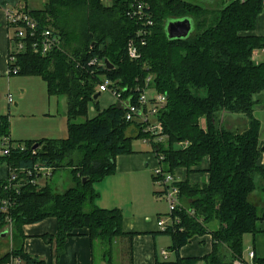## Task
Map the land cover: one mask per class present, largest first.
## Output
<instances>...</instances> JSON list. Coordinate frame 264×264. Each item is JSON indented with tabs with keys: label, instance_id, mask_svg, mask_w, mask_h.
Returning a JSON list of instances; mask_svg holds the SVG:
<instances>
[{
	"label": "trees",
	"instance_id": "16d2710c",
	"mask_svg": "<svg viewBox=\"0 0 264 264\" xmlns=\"http://www.w3.org/2000/svg\"><path fill=\"white\" fill-rule=\"evenodd\" d=\"M130 1L46 0L41 9L30 11L41 29L52 31L59 46L46 55L31 49L18 52L8 64L9 75L37 76L49 96H64L67 129L62 139L19 144L8 139L9 152L0 154L7 177L15 176L0 180V208L8 204L5 211L0 209V231L12 225L10 247L0 263L15 258L20 264H44L24 253L23 226L51 217L57 230L43 239L55 241L53 264L67 237L80 228L88 229L92 243L99 242L104 258H111L112 245L122 236H129L130 249L132 236L122 230L121 210L99 208L94 184L114 174L115 158L132 153L134 139L147 136L139 123L125 120L126 110L117 102L99 109L94 96L101 77L113 81L131 104L144 89L163 93L166 103L157 119L166 139L152 149L162 155L164 170L171 174L184 168L187 175L207 177L201 184L180 178V202L189 207L175 213L179 223L160 231L171 235L167 249L175 258L155 264H234L242 256L243 237L259 232L264 204L255 203L252 196L259 191L264 196V164L257 162L264 138L254 108L264 97V62L253 63L251 56L264 48V36L249 32L262 0H215L210 6L195 0H148L153 25L146 28L143 40L136 32L146 25L128 17ZM187 16L194 22L193 33L187 39L166 37L165 20ZM131 41L139 52L132 60L127 52ZM90 104L96 110L91 117ZM223 113L242 115L245 126L226 128ZM131 126L134 132L128 136ZM9 130L8 115H0V142ZM64 169L71 185L57 191L52 177ZM211 222L216 228L209 227ZM207 234L208 254L179 257V248L193 236ZM252 261L264 264L256 255Z\"/></svg>",
	"mask_w": 264,
	"mask_h": 264
},
{
	"label": "crops",
	"instance_id": "0c3cea01",
	"mask_svg": "<svg viewBox=\"0 0 264 264\" xmlns=\"http://www.w3.org/2000/svg\"><path fill=\"white\" fill-rule=\"evenodd\" d=\"M45 2L46 0H0V93L4 104L8 101L4 95L10 93L12 98H15L14 103H11L13 106L7 102L6 110L0 103V115H8L10 126L8 139L15 144L29 140L62 139L66 135V99L49 96L46 91V84L39 77L10 76L8 69V51L11 48L9 37L12 31L7 27L6 11L23 8L30 12L32 9H41ZM214 2L215 0L212 4ZM261 6L262 10L256 18V25L249 32V34L258 37L264 36V0H262ZM251 59L256 64L264 62V48L255 50ZM115 102L117 101L113 96L112 104ZM89 110L90 113L95 114L96 112L93 105L91 109L89 107ZM231 115H223L221 119L225 122L226 120L231 121L232 124L238 120L243 127L245 126V120L242 116L234 114L232 116L235 118H233ZM254 116L260 120V135L264 138V97L256 104ZM132 151L129 154L118 155L115 158L116 170L114 174L106 176L102 181L94 184L99 195L96 199V205L99 208H118L121 210L122 230L132 236L130 249L129 236H122L113 243L111 258H104V251L99 242L94 241L92 243L88 237V229L80 228L67 237L63 253L56 264H130V262L132 264H155V262L163 261L161 252L165 250L168 251L167 260L174 259L173 255L175 254L167 249L169 247L168 242L159 247L162 233L158 228L157 220L159 217H164L167 212L162 207L163 204L165 205V200L160 196V189L156 184V190L153 191L156 199L153 201L151 198L150 192L154 188L151 177H153V168L156 166L155 154L149 145L143 143L141 139L139 145L134 148L132 146ZM257 162L260 165L264 164V152ZM201 167L204 168L205 163ZM7 168L3 164L0 165V180L7 178ZM177 172L178 174L183 172L191 182H200L202 176L205 177L202 181L207 179L204 173L193 172L187 175L184 168H177L173 174L176 176ZM40 182L43 184L42 179ZM62 182L59 181V184L56 182V185L63 187L60 185ZM258 193L256 192L252 199L254 202L255 200L259 201L255 203L262 206L264 196ZM215 225L217 226L216 222ZM216 226L212 228L214 229ZM258 228L259 232L256 235L247 234L243 237L242 247L243 244H248L252 240V245L248 248L253 247L256 257L264 258V221L258 224ZM56 230L57 224L54 217L43 219L34 224H24V253L42 259L44 264H53L55 241L52 240L48 243L43 239V236L54 234ZM4 232L8 233V230L0 231V257L5 255L10 247V239L8 240ZM206 240L209 242V247L203 250L201 245ZM210 246L211 237L209 234L193 236L186 245L179 248V257H201L211 251ZM248 248L243 251L242 258L239 257L238 259L244 261L243 257L246 258ZM125 257L126 259L123 260ZM14 260L16 259L11 258L9 262H1L0 264H15Z\"/></svg>",
	"mask_w": 264,
	"mask_h": 264
},
{
	"label": "built area",
	"instance_id": "2783aa9c",
	"mask_svg": "<svg viewBox=\"0 0 264 264\" xmlns=\"http://www.w3.org/2000/svg\"><path fill=\"white\" fill-rule=\"evenodd\" d=\"M148 0H131L128 7V17L135 21L146 25L145 28H139L136 34L144 39L146 28L153 25L152 17L149 13ZM7 27L12 31L9 37L11 41V48L8 51V62L14 63L18 52L31 49L36 53L46 55L50 50L59 46V40L53 35L52 31L48 28L45 30L38 26L37 20L30 15L25 9L17 8L7 10ZM143 44V42H142ZM129 58L136 59L139 57L138 47L131 41L127 47ZM96 63L95 60L90 62V65ZM10 72V71H9ZM13 74H16L17 70L14 69ZM100 93L109 92L113 95L118 105L122 106L125 110V120L129 122L136 121L141 125V133L146 135L142 139L143 143L149 145L151 151L155 154L156 166L153 168V176L156 184L160 187V196L166 200L169 207L168 214L164 217L158 218V228L160 231H165L170 227L175 226L178 221V217L175 213L181 210L180 192L177 186L178 178H174L173 175L164 170L162 161L163 157L158 150L152 149L153 144L162 143L166 136L162 133V123L157 119L161 109H163L166 103V96L161 93L153 91V95H148L146 89L140 92L139 97L132 104L128 100L123 99L120 92L115 88V83L109 78L104 77L98 85ZM6 98L9 103L13 101L11 94H7ZM0 150L1 155H7L9 152V140L8 138L1 139ZM181 147H185L187 144L178 143ZM49 171H47L48 173ZM15 176H11L8 179H14ZM6 202L0 208L2 211L6 210ZM189 214H193V211L188 210ZM162 258L166 260L168 257V251L161 252ZM255 252L253 247L248 248L247 258L250 264H255L253 260ZM15 264H19V260H14ZM234 264H245V261L237 259Z\"/></svg>",
	"mask_w": 264,
	"mask_h": 264
},
{
	"label": "rangeland",
	"instance_id": "374dc122",
	"mask_svg": "<svg viewBox=\"0 0 264 264\" xmlns=\"http://www.w3.org/2000/svg\"><path fill=\"white\" fill-rule=\"evenodd\" d=\"M203 4V3H202ZM101 80L103 79V77H101L100 78ZM147 93H148V95H153V90L152 89H147ZM100 96L98 97V107H99V109H103V108H105L106 106H108L109 104H112V95H110V93L109 92H104V93H100L99 94ZM11 96H12V94H11ZM2 96H1V93H0V103H1V105H3L2 107L6 110V104H7V102L8 101H6L5 102V104L3 103V101H2V98H1ZM64 96H60L59 98H63ZM4 98L5 99H7L6 98V95H4ZM65 98V97H64ZM14 100H15V98H13V101L11 102L12 104L14 103ZM10 103V105H12ZM13 106V105H12ZM92 108V104H90V109ZM12 109V108H11ZM7 112V111H6ZM94 113L93 112H91L90 113V117L93 115ZM235 113H233L232 115H234ZM223 115H231V114H229V113H223L222 115H221V117L223 116ZM231 115V116H232ZM239 116H242V115H240L239 114ZM233 118H235V116H232ZM219 118H220V116H219ZM201 121V124H202V127H204V126H206L207 125V122L205 121V119L204 120H200ZM223 121V120H222ZM231 121H227L226 120V122L225 121H223V125L226 127V128H228V129H230V130H233V129H235V128H237V124H238V126H241V123H240V121H238V120H235L234 121V123L232 124V123H230ZM236 123V124H235ZM232 124V125H231ZM133 132H134V126H131L127 131H126V135H128V136H132L133 135ZM140 144V139H134V141L132 142V146H133V148L135 147V146H137V145H139ZM197 173V172H196ZM177 175H178V177L180 178H182V181L184 180V179H189L188 178V176H186L185 177V175L183 174V172H182V174H178V172L176 173ZM177 175H176V177H177ZM151 176H152V170H151ZM200 177V176H199ZM203 178L202 179H200L199 181L200 182H198V183H200L201 184V182H202V180L205 178L204 176H202ZM67 178H69V172H68V170L67 169H64V170H60V171H58V172H56L54 175H53V177H52V181L54 182L55 181V184H56V182L59 184V181H63L60 185H62L63 187H61V186H57V185H55V188H56V190L57 191H62V190H64L66 187H68L69 185H71L70 184V181H69V179L68 180H66ZM152 179H153V177H151ZM189 181L191 182V180L189 179ZM152 184H153V186H154V188H153V190H151V198H152V200L153 201H155V199H156V197H155V195H154V192L153 191H155L156 190V183H155V181H154V179H153V181H152ZM261 192L259 191V193L258 194H260ZM254 199H255V197H254ZM158 200V199H157ZM255 202H259V201H257V200H255ZM165 203V205L163 204L162 205V207H164L165 208V210H166V212L168 213V211H169V207H168V205H167V202L165 201L164 202ZM183 206L185 207V209H188V204L187 203H183ZM216 225H215V222H211V223H209V227L210 228H212V227H215ZM5 230H8L9 232L8 233H6V232H4L5 233V235H6V237L7 238H9V236H11V232H12V225L9 223L7 226H5L1 231H5ZM252 235V234H251ZM160 241H159V247H160V245H162V244H165L166 242H168V244L169 245H171L172 244V238H171V235H169V234H167V233H165V234H162L161 236H160ZM209 242H208V240H206L204 243H203V245H201V248H203V250H206V249H208V247H209ZM252 245V240H250V242L248 243V244H243V247H244V249H243V251L244 250H246V248H248V246H251ZM172 257V256H171ZM173 257L175 258V255H173ZM126 259V257L125 258H123V260H125ZM243 259H244V261H245V264H250V261L248 260V258H247V256H246V258H244L243 257Z\"/></svg>",
	"mask_w": 264,
	"mask_h": 264
},
{
	"label": "water",
	"instance_id": "95a60500",
	"mask_svg": "<svg viewBox=\"0 0 264 264\" xmlns=\"http://www.w3.org/2000/svg\"><path fill=\"white\" fill-rule=\"evenodd\" d=\"M195 1L198 3H203L208 5V4H212L214 0H195ZM164 23H165L164 29H165L166 37H168L170 40L187 39L194 31V22H192V19L189 16L169 18L166 19ZM99 96H100L99 93H96L94 98L96 99Z\"/></svg>",
	"mask_w": 264,
	"mask_h": 264
},
{
	"label": "bare ground",
	"instance_id": "6f19581e",
	"mask_svg": "<svg viewBox=\"0 0 264 264\" xmlns=\"http://www.w3.org/2000/svg\"><path fill=\"white\" fill-rule=\"evenodd\" d=\"M98 85H99V84H98ZM97 88H98V87H97ZM146 91H147V89H146ZM97 93L100 94L99 90H98ZM110 94H111V93H110ZM116 101H117V99H116ZM117 104H118V101H117ZM133 122H134V123H137L136 121H133ZM139 124H140V123H139ZM141 140H142V139H141ZM163 167H164V166H163ZM172 175H173L174 178H178V180L180 181V178H179L178 176L176 177L174 174H172ZM7 179H8V177L6 178V180H7ZM153 179H154V176H153ZM154 180H155V179H154ZM179 181H178V182H179ZM39 183H40V182H39ZM155 183H156V182H155ZM156 185H157V184H156ZM157 186H158V185H157ZM158 187H159V186H158ZM159 189H160V187H159ZM163 200H165V199H163ZM165 201H166V200H165ZM181 206H182V208H185V207L183 206V204H181ZM182 208H181V209H182ZM167 214H168V213H167ZM167 214H166V215H167ZM164 216H165V215H164ZM175 216H176V215H175ZM176 217H177V216H176ZM159 218H160V217H159ZM157 221H158V220H157ZM8 232H9V231H8ZM10 234H11V233H10ZM241 258H242V257H241ZM163 260H164V259H163ZM166 260H167V258H166ZM166 260H164V261H166Z\"/></svg>",
	"mask_w": 264,
	"mask_h": 264
}]
</instances>
